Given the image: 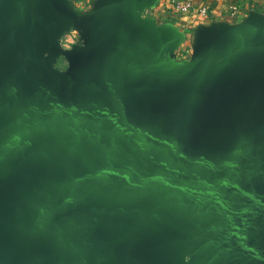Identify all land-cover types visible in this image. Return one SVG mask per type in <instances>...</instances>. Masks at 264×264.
I'll return each mask as SVG.
<instances>
[{
  "label": "water",
  "instance_id": "obj_1",
  "mask_svg": "<svg viewBox=\"0 0 264 264\" xmlns=\"http://www.w3.org/2000/svg\"><path fill=\"white\" fill-rule=\"evenodd\" d=\"M14 50L1 44L0 80ZM224 58L189 97L140 91L113 60L97 98L49 118L15 169L30 105L0 94V264H264V245L237 248L264 183L261 57Z\"/></svg>",
  "mask_w": 264,
  "mask_h": 264
},
{
  "label": "crops",
  "instance_id": "obj_2",
  "mask_svg": "<svg viewBox=\"0 0 264 264\" xmlns=\"http://www.w3.org/2000/svg\"><path fill=\"white\" fill-rule=\"evenodd\" d=\"M205 2L180 13L169 0H0V47L15 48L0 94L28 98L25 123L43 128L94 101L105 67L119 60L140 91L163 82L189 97L199 72L219 81L225 62L196 12Z\"/></svg>",
  "mask_w": 264,
  "mask_h": 264
},
{
  "label": "rangeland",
  "instance_id": "obj_3",
  "mask_svg": "<svg viewBox=\"0 0 264 264\" xmlns=\"http://www.w3.org/2000/svg\"><path fill=\"white\" fill-rule=\"evenodd\" d=\"M204 4L209 7V12L201 21L209 25L207 31L211 33V47L222 49V55L230 52L242 59L251 51L259 54L263 70L257 87L261 89L264 86V0H207ZM42 129L31 124L25 127L17 145V157L8 169H15L29 160L30 149L40 141ZM249 198L260 208V214L257 223L248 227L246 234H238L239 249L258 242L264 245V183L256 187ZM212 210L213 205L208 196L195 213V225L210 217Z\"/></svg>",
  "mask_w": 264,
  "mask_h": 264
},
{
  "label": "built area",
  "instance_id": "obj_4",
  "mask_svg": "<svg viewBox=\"0 0 264 264\" xmlns=\"http://www.w3.org/2000/svg\"><path fill=\"white\" fill-rule=\"evenodd\" d=\"M172 7L180 13H188L193 9V0H169ZM235 7H233L234 9ZM198 17L205 18L209 12L207 5H202L196 10Z\"/></svg>",
  "mask_w": 264,
  "mask_h": 264
}]
</instances>
